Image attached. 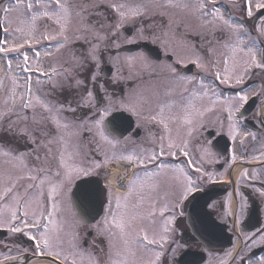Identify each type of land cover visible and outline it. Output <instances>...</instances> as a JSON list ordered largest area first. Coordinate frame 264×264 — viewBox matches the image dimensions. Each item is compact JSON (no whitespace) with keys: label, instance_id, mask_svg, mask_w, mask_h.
Masks as SVG:
<instances>
[{"label":"snow or ice","instance_id":"snow-or-ice-1","mask_svg":"<svg viewBox=\"0 0 264 264\" xmlns=\"http://www.w3.org/2000/svg\"><path fill=\"white\" fill-rule=\"evenodd\" d=\"M171 2V0H169ZM103 4V0H98V3L93 5V8H99ZM217 0H197L196 10L201 13L202 16H211L212 19L207 21L209 25H213L212 31L213 33L217 32V29L214 27L215 22L221 23L226 29L231 30L237 35V43L234 45H225V47H230L232 52V60L233 67H235V56L236 54L243 53L244 56L248 57V60L244 61L247 67L255 66L260 69H264V49L257 50L255 47H250L244 45L243 40L240 39L239 33L243 28V25L233 24L231 19H226L224 14L221 12L220 8L216 6ZM211 5V8H209ZM253 6L256 9H264V0H257V2L253 5V0H245V9L247 15L251 17L253 15ZM187 7V5H185ZM23 8L26 19L23 21L27 25V31L24 29L17 28L15 31L22 32L27 36V39H24L22 43H10L8 40L0 39V54H3L4 57H7L10 53H16L22 56L23 64L17 65L22 69L23 72L26 73L23 90L20 92V95H16V90L21 86L18 84L15 77H13V89L11 95L12 105L8 107L6 110H0V131H5L10 135L18 136V137H27L28 140L37 144L39 147H42L46 150V156L43 161H41V157L37 154L36 160L41 161L42 164L48 162V157L52 156L53 144L62 145L61 148L58 149L56 154V167L55 171H52L51 167H36L34 169H28V174L26 176H18L17 180L27 179L31 181L24 188V195L21 196L18 191H14L16 189V182L12 181L11 186L5 187L2 191H0V201H7L9 197H11L12 204L16 205L15 207L12 204L5 203L3 207L7 209L10 214V219L8 221V228L11 233H22L24 232L26 235L30 236L32 241H35L36 249L40 254L46 253L48 257H55L52 260V264H57L59 258L63 255L62 252L56 251L57 243L59 240L58 231L59 227L57 225L54 217L58 211V201L60 197L64 194L66 189H71L74 181L81 175L87 176L90 174L92 169H100L107 167L110 163L114 164L116 159L118 158L121 161H125L129 164L136 163L139 166H144L145 163H155V166L159 170H165L171 167V169L176 173L174 180L176 185L178 186V195L177 200L182 201L186 199L188 194L194 192L196 190L195 184L196 181L193 180L192 176L188 174V172L179 165L169 166L162 162L156 163L160 160L161 157L167 155L175 156L176 151H179L183 156L187 157L188 152L185 151L187 147V143H176L171 139H168L167 144H165V138L163 136L160 137V143L158 150H153L149 155L141 157L140 155H120L117 157L116 153L113 152L112 156H108L106 152H102L104 155V160L98 161L93 160L90 162V167H82L75 162L70 163L69 161L74 160L75 156L79 155L78 150L75 152H71L68 150L69 148V139L72 137H79L81 132H92L93 129L96 130V134L99 136L100 141L107 143L113 147H115L119 141L113 140L106 134L105 131V116L111 110L109 100L108 104H105L103 107H98L94 102L93 93L91 90L87 91L86 97L82 98L78 103L77 107L72 106V102L68 101L65 103L52 104L45 100H42L39 95H33L32 92V76L27 75L31 73L32 75H36L42 72V65L39 61L40 52L35 51L34 45L39 44L41 40L44 41H54L57 51L61 48L68 46L72 43L70 41L69 36L67 35L69 31V26L73 20V7L69 4V0H12V2H7L0 4V12L3 13V17L0 18V31L8 33L9 29L4 28L3 25L7 23H11L9 16L14 11H19ZM108 8L111 9L114 15V22H108V16L102 11H95L94 13H90L89 15H95L97 19L92 21L91 23H85L82 29L79 31H83L87 33L83 36H76L77 41H83L84 44L88 45L86 53H82L80 56H76L75 53L72 55V63L70 67H63L62 71L58 72L56 68H52L50 73H43V75L49 78L51 81V77L53 75L59 76L62 78L63 83H53V89L57 87L64 88L73 87L72 84H69L68 81H74V86L79 88L84 85V81L77 78L80 74L85 71L90 72V82H95L96 74L91 72L89 67L90 62H95V66L99 68V52L101 50V44L103 42H114L116 39H119L120 32L122 26L131 18H136L144 15L145 9L143 5H135L129 6L125 3H113L108 5ZM86 11L84 7H80L79 10L75 11L76 17H80L83 19V13ZM40 20L51 21L53 25H55L58 31L55 34L49 33L47 31L41 33L39 36L37 33V22ZM262 33H264V21H262V25L259 29ZM141 32L143 29L140 30ZM221 32L223 30H220ZM127 42L131 43L132 40H128ZM255 43V42H253ZM27 46V47H26ZM119 47V45H115ZM257 51L260 52L261 59H257ZM29 52L33 53V57L35 58L30 63ZM46 56L51 55L50 51H45ZM129 63H131L135 58L128 57ZM194 63H196L194 61ZM11 60H7V66L11 68ZM229 57H225L224 65L225 72L223 78H221V73L217 71L215 73L216 80L220 81L222 84H227L230 80H236V83H242V80L237 77H233L228 68ZM198 67H203L202 65H197ZM173 71H175L173 69ZM189 80L195 79L194 77L186 78ZM41 81L39 76H37L36 83L39 84ZM2 83V82H0ZM202 88L205 89L203 95H207L209 89L207 86L203 84V81L200 82ZM195 95V94H194ZM216 100L213 101L215 103L220 99V95L218 93H213ZM240 101V106L243 107V103L247 102L248 96L241 93H237L235 97H225L223 103L226 105L225 111L228 113V134L235 141L238 135V129L236 128L235 123L233 122V112L239 111V108H234L232 104V100ZM7 98L5 100V104H7ZM17 107L19 110H17ZM39 107L43 110L44 113H47L46 116H42L40 119H37L35 115L31 117V124L36 127H29V115L26 110H31L33 113L35 109ZM80 107H87L90 110V115L86 113L83 117H76L75 120L69 121L67 117L63 116V113L68 112L71 113L74 117L77 113V109ZM192 102L185 106L183 116L172 115L169 117L164 116L163 108H161L159 115V123L163 125V127L167 130L169 127L168 121H174L182 119L185 124L192 123L193 112L188 111V109L193 108ZM95 109V111H92ZM202 115V113H200ZM15 116V119L12 117ZM97 116L99 117L97 119ZM153 120H156L157 117L153 116ZM46 123H50L55 129L56 134L52 135L51 130H43ZM73 129V131L69 132V129ZM39 137H44V139H39ZM254 138V134H253ZM243 142V141H241ZM211 143V142H209ZM78 148V146H75ZM97 148H100V144H96ZM175 149L176 151H172ZM4 155H10L9 152H3ZM211 152L209 148H204L202 151V156L207 157L210 156ZM24 154L21 153L19 156L14 157L18 159L24 168L28 166L24 164L23 160ZM235 154L233 153L232 159L235 160ZM211 162V161H209ZM188 166L192 165V161H187ZM195 171L200 173L197 177V180H201L204 177H208V179H212L211 173L205 172L201 167H196ZM247 172L242 173V176H246ZM38 181V183H37ZM45 185H47V199L53 201L51 204V210H47V208H42L39 216H37L36 212L33 211L31 213L32 222H28V217L30 215L28 211L29 204L31 200L29 199V194L34 190H38L39 197H45ZM130 191L123 196L120 193H112L109 191V197L111 198L115 195L117 208L120 207V201L123 198L127 200L129 196L132 194V190L135 188V181L130 182L129 185ZM94 193L88 187H85L81 191V195L88 199ZM261 195L264 196V192H261ZM143 201V197H141V202ZM109 207L111 208V199L109 200ZM136 206L133 205V208ZM243 209V205H241V210ZM23 211V215L20 216L18 213ZM167 210V207L160 209L161 215ZM45 211L47 215H45ZM2 212V209H0ZM154 213H148L149 216H152ZM144 219L143 215L139 212H134L131 215L126 213H112V225L116 229V231H110V236L112 238L118 239L119 244H114L112 240L109 241V259L111 260V264H129L128 256L135 257L136 249H140L146 253H151L155 256V259H148L143 261V264H157L160 259L162 252L155 251L152 247L153 245L159 246L163 249L164 244L169 239V233L172 229L169 228V225L172 223L174 217H168L164 221V226L161 232H156L155 229H149L145 226H138V222ZM42 221H46L42 223ZM16 222H20L23 224V227L15 226ZM104 222L108 224V217H104ZM154 223V221H153ZM0 226H3V221L0 220ZM51 226V227H50ZM43 231H40V229ZM28 230L25 232V230ZM37 230L38 236L31 235V230ZM151 230V235H149V231ZM260 233H264V228L258 230ZM255 235V234H252ZM245 239H248L247 234L245 235ZM261 242H264V235L260 236ZM115 248V259H112L113 249ZM175 249H173V252ZM231 255V252L228 253ZM123 256V258H121ZM15 259V257L4 256V261L7 262L9 260ZM66 260L67 257L65 256ZM72 264H75V260L72 261ZM135 264V261L132 262ZM258 264H264V257L260 258V262Z\"/></svg>","mask_w":264,"mask_h":264},{"label":"flooded vegetation","instance_id":"flooded-vegetation-1","mask_svg":"<svg viewBox=\"0 0 264 264\" xmlns=\"http://www.w3.org/2000/svg\"><path fill=\"white\" fill-rule=\"evenodd\" d=\"M242 13L251 23L249 34L253 37L255 48L257 49L256 43H259L260 49H264V33L259 30L258 22L252 21L246 11ZM231 35H234V33L228 34L220 30H217L216 33H213L212 30L208 32L206 37L208 44L201 48V55L205 57L206 62V65L203 67L204 70L198 67L195 61L196 63H193V72L188 75L195 79H188L187 83H180L174 79V74L178 76L180 73H184L185 66L189 64L180 62L177 41L175 40L171 44L165 43L164 45L158 43L161 57L157 60H150L148 66L156 69L154 75L157 77L161 74V68L164 72L168 71L165 75L168 77V80L162 81V90L157 93L159 96L153 97L154 101H152L150 96L143 97V110H153L154 105H157L156 108L159 106L160 110L163 108L165 117L172 115L182 117L185 106L191 101L194 107L188 109V111L193 112L192 123L185 124L182 119L168 121L169 127L166 130L157 119L153 120L148 115L143 117L133 115L135 121L134 128L124 138H128L129 140L141 138L139 139V143H151L155 145L153 139L163 134L173 135L177 138L187 135L189 138L188 146L196 156V159H198L197 152L202 153L203 149L207 147L210 149L211 156L215 155L218 158L219 162L215 166L218 163L222 164V169L228 168L230 164L234 165L239 158L244 159L243 164L253 163V166L247 167L251 172H247L246 176L239 178L236 184L230 176L227 179L222 177L213 181L217 183L219 188L228 189V193L212 201L209 208L220 222L227 225V232L232 235L230 246L219 253L223 264H256V260L258 259H249L248 255L256 247L264 246V242L260 240V236L264 235V233L258 231L264 228V196L261 195V192H264V69L252 66L246 72V78L239 84L236 81H230L227 84L217 81L216 83L221 89L220 96L223 97H220L215 103L212 100L214 89L212 81L202 80L203 84L209 89L207 95H203L205 89L202 88L201 83H197L198 75L201 76V74L205 73V75L209 76V74H212V52L211 48H209L210 45L212 46V40L218 38L221 41H225ZM223 50L225 52L227 49L224 48ZM259 57L261 59L260 52ZM154 75H144L143 79L154 78ZM120 77L114 79L113 77L104 78L102 76L90 85L92 87L90 90H98L99 92L95 101L98 107H103L109 103V100L111 101L110 108L113 109L110 110L109 114L117 109V105H115L116 101H118L117 92L120 94V87L122 85L124 86V93L121 94L124 95L126 92L125 85L122 83L124 80L120 79ZM221 77L223 78V76ZM241 92L248 96L247 102L243 103V107H239L241 102L233 99L232 104L234 108H239L242 111L247 108L243 113L246 126L244 128L240 125L235 118L237 111H234L233 122L238 129V135L235 141H233L228 134V113L225 111L226 105L223 103V100L225 97H235L237 93ZM146 93L149 95L156 93V91L150 88ZM223 94L230 95L224 96ZM250 101L251 107L247 106V103ZM136 129H140V132L138 137L135 138ZM210 133L213 135V138L219 135L228 136L232 145L227 155L221 156L212 149L213 139L207 138V135ZM3 152L11 154L4 155ZM22 152L24 154V164L28 166L27 168H24L20 161L14 158ZM233 153L236 157L235 160L232 159ZM37 154L41 157V161H43L46 156V150L37 144L30 145L26 139L22 140L21 137L0 131V191L5 187L11 186V182L15 181L16 189L14 191H18L23 196L24 188L31 181L27 179L17 180V177L26 176L28 169L40 166L47 168L50 164H53V161H48L44 164L41 161H37L35 158ZM200 161L203 162L204 160ZM192 162L195 164L196 160H192ZM209 166L208 164L206 168L209 169ZM46 193L43 198L39 197V192H34V190L29 194V199L31 200L28 207L30 213L28 217L29 223L32 222L31 213L33 211L39 216L42 208L51 210L53 201L47 199ZM67 199L66 193L60 197L58 211L66 213L63 208L67 207ZM5 203L12 204L11 197L7 201H0V209H2L0 220L3 221V226H0V264H52V259H55V257L50 258L46 253L40 254L36 249V242L32 241L29 235H26L24 232L11 233L9 231L8 221L10 214L3 207ZM241 205H243L242 210ZM253 205L256 207V214L258 213L259 225L254 231L249 232L246 230V221ZM12 206L15 207L16 205L12 204ZM18 215L22 216L23 211L21 210ZM45 215H47L46 211ZM44 222L46 221H42V223ZM69 222L71 224H67L68 219L66 217L62 218L60 232H58L59 240L55 250L62 252L63 255L59 258L57 264H72L73 260H75V264H111V260L109 259V243L104 234L82 223L78 224L74 218H71ZM15 226L23 227V224L16 222ZM178 229L181 233L178 235V238L181 241L178 245L176 243L169 245L166 256H162L163 263L168 261L169 264H176V257L186 248L202 249L203 245L201 242L191 240V229L186 221L182 222L178 226ZM27 231L26 229L25 232ZM40 231H43V229L41 228ZM186 231L189 233V237H183V233ZM246 234L248 239H245ZM31 235L38 236V231L35 229L31 230ZM173 249H175L174 252ZM229 252H231V255H228ZM4 256L15 257V259L5 262ZM65 256L67 257L66 260L64 259Z\"/></svg>","mask_w":264,"mask_h":264},{"label":"rangeland","instance_id":"rangeland-1","mask_svg":"<svg viewBox=\"0 0 264 264\" xmlns=\"http://www.w3.org/2000/svg\"><path fill=\"white\" fill-rule=\"evenodd\" d=\"M238 1V0H237ZM254 4L257 2V0H253ZM98 0H69V4L73 7V20L72 23L69 26V31L67 33V35L69 36L70 41H72L71 44H69L68 46H65L63 48H61L59 51L56 50V48L54 47L55 42L54 41H44L41 40V42L39 44L34 45V49L35 51H39L40 52V57H39V61L42 65V72L38 73L36 75H32L31 73H28L27 75H31L32 76V92L33 95H39L40 98L42 100H45L49 103L52 104H58L59 103H67L68 101H71V99L66 98L63 96L62 93V89L65 91H68L69 88L68 87H64V88H60L57 87L56 89H53L52 84L53 83H63L62 78L59 76H55L53 75L51 77V81H49V78L45 75H43V73L47 72L51 74V70L52 68H56L58 72L62 71V66L63 67H70L71 63H72V46H74V43L77 42L76 40V36H83L86 35L87 33L83 32V31H79V29H82L83 25L85 23H91L92 21L95 20V15H89L90 13H94L95 11H100L101 8H106L111 10L110 8H108V5L113 4V3H125L129 6H135V5H143L145 12L144 15L140 16V17H136V18H131L129 19L121 28V32H120V37L119 39H116L113 43L111 42H103L101 44V50L105 49L107 46H111L114 48H117L115 45H121V43L123 42H127L129 39L132 40V42H136L139 39H144L147 37H150L152 40H154L155 42H162V43H168L171 42V38H168L165 35L168 34H172L174 32V23L176 24H182V28L186 29V32L192 34V36H198L200 37V46L204 45L206 46L208 44V41H204L206 38L207 33L213 28V25H209L207 23V21L211 20L212 17L211 16H202L200 12H198L196 10L197 7V0H171V2H169V0H103V4H101V6L99 8L94 9L93 5L97 4ZM185 5H187V7H185ZM80 7H84L86 9V11L83 13V19H81L80 17H76L75 15V11L79 10ZM104 11V9H102ZM221 12L224 14L223 10L220 9ZM24 10L23 8H21L19 11H14L10 14L9 19L11 21V23H7L6 25L8 26L7 28L9 29L8 31V35L5 38L6 40H8L10 43H22L24 39H27V36L24 35V33L22 32H17L15 31V29L17 28H21L24 29V31H27V25L26 23H24L23 21H25L26 17L23 14ZM3 17V13L0 12V18ZM165 17L166 20L163 21V18ZM162 18V19H161ZM226 18V17H225ZM97 19V17H96ZM19 22V25L17 26V23ZM108 22H114V15L112 13L111 18H108ZM162 22H166V24H160ZM128 27H132L134 29L133 31V36L131 38H128V36H126V34L124 33V28H128ZM214 27L216 29H222L225 32L228 33H234L231 30L226 29L221 23L219 22H215ZM143 29V31L141 32L140 30ZM13 32H11V31ZM49 32L52 34H55L56 31H58L57 27L55 25L52 24L51 21H46V20H40L37 22V33L36 35L39 36L41 33L43 32ZM176 32H179L178 30ZM213 32V31H212ZM10 34V36H9ZM241 40H243L244 44L241 45V47H243L244 45L248 46V41L246 39H244L243 37H240ZM80 42L83 43V41L81 40ZM226 45H234L237 43V40L235 39V36H230L228 41H225ZM225 42H220L217 40L213 41L212 46L210 45L209 48L212 49V56H213V61L216 60L217 64L215 65L214 70L221 69V63H222V55L227 52L228 53V57H229V63L230 66L233 65V60H232V52H231V48L227 47V50L225 52H223V47ZM83 45L86 47V51L88 48V45L84 44ZM27 47V46H26ZM202 47V46H201ZM251 47V46H250ZM254 47V46H252ZM179 51H182L183 55V59H185L186 61L188 60H196L197 63L199 65H202L203 62V57H201V53L198 51V49L196 48H190V45H187V42H180V45L178 47ZM181 49V50H180ZM45 51H50L51 55L46 56L44 53ZM101 51L99 52V67H101V63H100V59H101ZM244 54L243 53H237L235 58H242ZM29 56H30V63L35 59L33 57V53L29 52ZM128 57H134L135 59L129 63L128 61ZM1 58V57H0ZM221 58V60H220ZM244 58H246V56H244ZM12 64H11V68L9 69L8 66H6V68L4 67L3 63L0 61V70L2 72H5L3 77L0 78V92H1V102H0V110H6L8 107H11L12 105V101H11V95H12V89L14 87L13 85V77L16 78L18 84L21 86L20 88H18L16 90V95L19 96L20 92L23 90V84H24V80H25V76L26 73L22 71V69L20 67H18L17 65H22L23 64V59H12L11 60ZM114 64H120L116 66V74H125V78L126 79H134L136 80L137 78H139L144 71H153L152 69L148 68V65L146 64L144 58L139 55V54H132V55H127V56H123V57H118L114 60ZM161 71L163 70L162 68L160 69ZM230 70V69H229ZM0 71V72H1ZM1 72V73H2ZM95 74L97 76V74L99 73V68L95 69ZM215 71H214V75H215ZM244 75V74H243ZM242 75V76H243ZM37 76H39L40 79V83L37 84L36 83V79ZM233 76H236V74H234ZM241 78L240 75L237 76V78ZM78 78V77H77ZM80 79V78H79ZM163 78H159V79H155V83L154 84H149V85H145L143 83H139L136 86H134L133 88H131L129 94L127 95V97L125 99H122L121 101H119L118 106L120 107H128L130 110H134L136 113L138 112V110L140 109L141 106H137V102H140V98L142 96H148L146 91H149L150 88H154L157 90V86L158 83L160 81H163L165 79ZM235 79V78H234ZM69 84H72L73 87V91H71V93L73 95H81L80 91H77V87L74 86V81H68ZM82 87V86H81ZM46 94H48L47 98ZM50 96V97H49ZM52 96V98H51ZM55 96V98L53 97ZM151 96V94H150ZM7 98V104H5V100ZM65 100V101H63ZM73 101L75 103H78V98L77 100ZM72 102V101H71ZM132 104V106H131ZM17 110L18 107H17ZM28 112L29 115V127H36L35 125L31 124V117L33 115L36 116L37 119H40L42 116H46L47 113H44L42 109H40L39 107H37L35 109V112L33 113V111L31 110H26ZM64 116V115H63ZM141 116V114L139 115ZM14 117V118H13ZM12 119H15L16 117L13 116ZM70 121V120H69ZM53 129L54 130V134L55 135V129L53 128V126L50 123H46L44 126L43 130H48V129ZM69 132L73 131V129H69ZM95 129L92 130V133H94V135L91 137V140L88 141V143H91L92 145H95L99 143L100 144V139L95 136ZM80 138H81V134L79 135V137H72L69 139V147L73 146L75 148L76 144L79 145L80 144ZM111 138V137H110ZM113 139V138H111ZM114 140V139H113ZM174 142L178 143L177 140H173ZM74 142V144H73ZM101 143L104 146H108L109 145L107 143H104L103 141H101ZM122 142H119L115 147V151L118 150L119 147L122 146ZM165 144H167V142H165ZM90 145V144H88ZM101 145V144H100ZM103 145L100 146V148L95 149L96 155L95 157L92 159L91 157L89 158V160L92 159L96 160L98 159V161H103L104 160V155H102V152H106L108 154V156H112L113 149L112 152H109L107 149H103ZM55 146H62L60 144H53L52 147L54 148ZM137 146V145H136ZM137 148H141L140 145L137 146ZM73 148L71 147L69 151H71ZM74 150V149H73ZM172 151H176L175 149H172ZM201 153V152H200ZM150 153H146L145 156L149 155ZM202 154V153H201ZM207 159V161H211L209 163L213 164L214 162H216L217 158H213V157H205ZM53 160V158H52ZM200 160H204L203 158L199 159V164L198 167H203L200 162ZM48 161H50L48 159ZM53 161H56L55 159ZM73 160L69 161L70 163H72ZM87 165H85L84 167H86ZM87 167H90L87 166ZM203 169V168H202ZM204 170V169H203ZM211 170V175L212 178H219V177H224L226 176V171L223 172H216L214 166H212ZM205 172H208L206 169L204 170ZM172 172V171H171ZM209 173V172H208ZM176 174L172 175L168 170H157L154 171L152 173H150L149 175L145 176L143 178V180L141 181V184L147 185V186H151V187H156L157 191L159 192V196H167V197H171V198H175L177 199V195H178V186L175 183L174 177ZM200 175V173L196 174V180L197 177ZM211 179H207L206 177H204L201 180H197L196 184H195V188L198 189L199 187H201L200 185H203L207 182H209ZM38 183V181H37ZM149 191L151 189H148ZM154 190V189H152ZM140 193L144 194L143 190H140ZM113 198V202L116 203V198L115 195L112 196ZM132 198V197H131ZM159 199V198H158ZM157 200H155L154 202H152V204H150V202L147 201H143V203H141L140 201L134 202V199L132 198V206L135 205V208H132L134 212H139L143 215L144 219L142 221L138 222V226H145L148 227L149 229H155L156 232H161L162 228L164 226V222L161 224L155 223L158 216H157ZM183 201V200H182ZM120 203L123 204V206H120L119 209L120 210H125L124 208H126L125 206V201L123 199H121ZM182 202L180 201V204ZM117 206V205H116ZM180 208V207H179ZM168 211V210H166ZM58 212V211H57ZM180 211H178L179 213ZM148 213H154L152 216H149ZM171 217H176V210H172L169 212ZM169 216V217H170ZM168 217L165 215L163 216V219L166 220ZM173 219V220H174ZM154 221V223H153ZM104 222V219H103ZM173 222V221H172ZM105 223V222H104ZM172 224L171 223L169 225V228L172 229ZM111 224V218H108V225H103V226H110ZM161 226V227H160ZM158 227V228H157ZM150 232V231H149ZM172 231L168 234L169 235V239L170 240V236ZM111 238V237H110ZM109 238V239H110ZM152 256H154L152 254Z\"/></svg>","mask_w":264,"mask_h":264}]
</instances>
